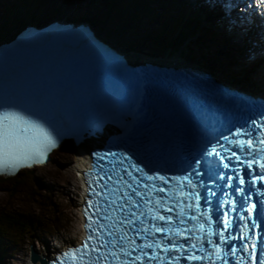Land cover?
I'll list each match as a JSON object with an SVG mask.
<instances>
[{
  "label": "snow or ice",
  "instance_id": "6c2138e0",
  "mask_svg": "<svg viewBox=\"0 0 264 264\" xmlns=\"http://www.w3.org/2000/svg\"><path fill=\"white\" fill-rule=\"evenodd\" d=\"M258 2L264 9V0ZM259 119H264V114ZM255 133L258 135L254 144L252 137ZM57 146L58 139L51 126L36 123L15 111L0 114V172L45 161ZM93 155L97 161H103L107 155L121 156L117 165L121 171L114 179L112 168L105 171L103 164L96 165L105 175L95 181L89 178V183L97 186L92 194L102 200L96 205L88 201L89 209H93L92 216H89L92 234L81 247L64 251L54 258L53 264H181L182 260L203 264L205 258L208 264H229V258L236 264H264V236L256 233L257 228L264 232V219H260L264 216V208L256 218L251 215L252 210L260 207L252 202V190L257 181L264 182V125L257 120L221 133L216 143L205 148L200 157L179 174L171 176L168 169L142 166L124 154ZM124 161H127L128 168L122 166ZM201 161L205 164L203 171ZM212 161L225 169L229 168L228 162L235 161L244 166L246 174H241L239 167L233 169L236 175L220 173L215 166H209ZM205 174L208 183L219 182L226 189L234 188L232 194L243 199L229 202L228 197H223L213 207L215 193L211 189L207 195L201 193V189L207 187ZM246 180L247 190L242 187ZM171 182H175L174 185ZM105 189H111L108 196L103 195ZM202 198L207 207H197ZM109 206L120 212L116 231L112 224H104ZM233 213L235 215L230 219ZM93 216L97 228L92 227ZM237 219L242 223L236 224ZM257 220H260L259 224ZM184 232L188 235H183ZM137 240L143 243L138 244Z\"/></svg>",
  "mask_w": 264,
  "mask_h": 264
},
{
  "label": "rangeland",
  "instance_id": "374dc122",
  "mask_svg": "<svg viewBox=\"0 0 264 264\" xmlns=\"http://www.w3.org/2000/svg\"><path fill=\"white\" fill-rule=\"evenodd\" d=\"M57 1L58 2H56V5L63 6V16H65L68 11H71L73 15L75 14L76 16H79L81 9H98V13H100L104 9V4L100 0ZM75 3H80L83 7L76 10V8L73 7ZM125 11L128 12L129 9L127 8ZM128 21L129 20L127 17H123L122 14H120L116 18H113L111 20L110 25L113 24L117 26L118 24L126 23ZM138 25L139 23H137L136 28H138ZM129 32L130 34L127 37L131 40H133V38L137 40L138 36L141 33L139 30L136 29H130ZM52 156V163L47 165V168L42 170L40 174H34V178L29 177L25 179V181L21 183V186H18V188L14 189V191L16 192L14 195H11L7 190L10 184L0 182V210L5 209L6 211L10 212L19 210L22 212L36 213L59 212L61 213L62 220H64L63 223L67 221V227L69 230L61 236L60 240L73 241L77 238L80 231L79 215L77 210V204L75 203V200L77 198L76 192H78V189H76L75 186L78 183L77 181H75L76 178L70 171L69 167V163L73 159L74 152L71 145L68 144L65 150L61 149L59 153L53 154ZM55 173H59V175H56ZM66 173L71 174V178H66ZM68 179H70L69 182H71V184L69 183L70 186L68 184ZM66 186H68L72 190H70L69 192L64 190ZM70 195L74 196L72 197L73 199H69ZM44 196L53 198V205L50 206V208L48 206H44L48 204V202H44L43 205L41 204L42 206L38 205L39 203H41V198H43ZM39 240L43 242L44 240H46L48 243H51L52 246L54 244L53 241L50 242V238H45L43 236H41V239ZM48 243L47 245H50ZM32 246L34 248L37 246V250L40 252L39 244H34V241H32L31 239L29 240L26 246H24L23 242V247L19 246L15 251L17 252V254L13 259L14 264H22L21 261L26 263L29 259L30 249ZM12 255L14 256V254ZM8 256L10 257V254H8Z\"/></svg>",
  "mask_w": 264,
  "mask_h": 264
},
{
  "label": "trees",
  "instance_id": "16d2710c",
  "mask_svg": "<svg viewBox=\"0 0 264 264\" xmlns=\"http://www.w3.org/2000/svg\"><path fill=\"white\" fill-rule=\"evenodd\" d=\"M107 4H106V7H107V14L106 12L100 17L101 19H105V18H112L116 9H117V6L119 5L118 3V0H106ZM19 17V19L15 18L14 21L12 22H8L6 25H3L2 27L0 26V33L3 32L4 30L7 32V29L9 30V28H14L15 26H17L19 23H21L22 19H23V15H15V17ZM105 19V20H107ZM101 23H103L104 21L101 20L100 21ZM9 26V27H8ZM5 28V29H4ZM29 177H32L34 178V175L33 174H29V173H23V174H20L16 179H13L11 180L10 182V186L9 188L7 189L9 191V193L11 195H14L16 192L14 191V189L18 188V186H21V183H23V181H25V179L29 178ZM1 180V179H0ZM4 181V180H3ZM2 182V181H0ZM52 197H46L44 196L43 198H41V203H39L38 205L40 206L41 204L43 205L44 202H48V204L44 205V206H52L53 205V201H52ZM52 201V202H51ZM41 205V206H42ZM42 208V207H41ZM2 219L6 220L7 222L9 223H15V220L11 217V216H2L1 217ZM15 225V224H14ZM5 227H10L12 228V226H8L5 224ZM0 253H2L1 249H0Z\"/></svg>",
  "mask_w": 264,
  "mask_h": 264
},
{
  "label": "bare ground",
  "instance_id": "6f19581e",
  "mask_svg": "<svg viewBox=\"0 0 264 264\" xmlns=\"http://www.w3.org/2000/svg\"><path fill=\"white\" fill-rule=\"evenodd\" d=\"M244 4H245V1H244ZM65 12H67V11H65ZM48 18H52V17H48ZM100 22V21H99ZM101 23V22H100ZM102 24V23H101ZM102 27V28H101ZM101 27H100V30H98V33H102V34H105V35H108V37H109V35L111 36L112 34L110 33V31H109V29H107V28H104L102 25H101ZM36 28L38 29V30H40V29H43V24L42 23H38V25L36 24ZM45 28V27H44ZM145 29V28H144ZM9 31H11V28H9V30L7 29V34H8V37H9V39H10V41H13L11 38H10V34H9ZM147 31V30H146ZM6 34V35H7ZM237 35H239V34H237ZM126 36H127V34H126ZM108 39V38H107ZM107 39H105V41H108ZM126 40L128 39V38H125ZM112 40H114V38H112ZM118 40V39H117ZM0 41H5V39H3V40H0ZM133 41L134 42H136V40L133 38ZM238 42L239 41H241V40H237ZM110 42V41H109ZM121 42V41H120ZM128 42H129V40H128ZM114 44V43H113ZM113 47V46H112ZM111 49V48H110ZM129 50V49H128ZM118 52V51H117ZM127 52H129V51H126V53ZM111 53L113 54V51L111 50ZM123 57H125L126 59H129L130 60V58H129V56L126 54V55H124ZM235 58H237V57H235ZM235 58H233L231 61H235ZM225 61V60H224ZM255 61V58H254V56H253V58L252 59H250L249 60V62H250V64H252L253 62ZM169 63H171L170 61H168ZM242 65H244L243 63H242ZM110 67L111 68H113L112 66H111V64H110ZM239 73H237V75H238ZM242 80V78L240 79V81ZM192 111V113H194V111L193 110H191ZM67 145V143H65V145L63 146V148H61V149H64V147ZM61 149H59L57 152H55V153H53V154H56V153H59L60 152V150ZM79 162V155L78 154H74V156H73V159L70 161V163H69V167L70 166H72V165H74V164H76V163H78ZM56 175H59V173L57 174V173H55ZM73 174V173H72ZM75 176V175H74ZM76 177V176H75ZM66 178H71V174H69V173H66ZM68 181H70V179H68ZM70 184H71V182H69ZM70 184H69V186H70ZM76 187V189H78V184L75 186ZM64 190H66V191H70V190H72V189H70L68 186H66L65 188H64ZM76 196H77V198L79 197V194H78V192H76ZM53 240L51 239V241L50 242H52ZM51 245H48V250L46 249H44V248H41V243H39V250H40V253H41V255L42 256H44V257H46L48 254H49V252H50V250H51ZM4 252L8 255L9 254V252H7V250H4ZM43 253V254H42ZM1 254V253H0Z\"/></svg>",
  "mask_w": 264,
  "mask_h": 264
},
{
  "label": "water",
  "instance_id": "95a60500",
  "mask_svg": "<svg viewBox=\"0 0 264 264\" xmlns=\"http://www.w3.org/2000/svg\"><path fill=\"white\" fill-rule=\"evenodd\" d=\"M43 29H45V28H43ZM40 30H41V29H40ZM0 181H2V182H4V183H8V184H10V182H9V181H8V182H6V181H3V180H0ZM37 260H38V259H37V257H35V258H34V263H36V262H37Z\"/></svg>",
  "mask_w": 264,
  "mask_h": 264
}]
</instances>
